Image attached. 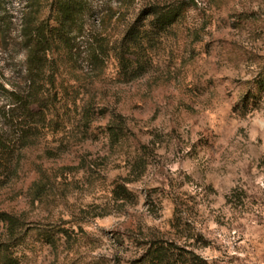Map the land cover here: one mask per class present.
Segmentation results:
<instances>
[{
	"label": "rangeland",
	"instance_id": "rangeland-1",
	"mask_svg": "<svg viewBox=\"0 0 264 264\" xmlns=\"http://www.w3.org/2000/svg\"><path fill=\"white\" fill-rule=\"evenodd\" d=\"M83 6L65 27L53 0H0L14 264H264V0ZM29 22L52 46L25 134Z\"/></svg>",
	"mask_w": 264,
	"mask_h": 264
},
{
	"label": "trees",
	"instance_id": "trees-1",
	"mask_svg": "<svg viewBox=\"0 0 264 264\" xmlns=\"http://www.w3.org/2000/svg\"><path fill=\"white\" fill-rule=\"evenodd\" d=\"M33 4L37 0H30ZM57 9V14L61 20L60 26H67V24L72 21V19L83 12L84 6L83 2L85 0H53ZM180 15V6H172L168 9H163L159 11L158 17L155 16L157 23L160 27H164L172 24L177 20ZM25 31L24 34L28 39L27 50H26V65L25 72L27 80L30 85V92L26 96H19L17 94H11L14 100L15 107L11 109L14 111L16 119L19 122L18 128L22 130L25 134L30 127V122H38V117L40 116L37 108L40 104L38 101V86L39 80L42 78L44 69L46 68V54L47 51L51 49L52 43L47 39L46 31H43L42 24L33 25L30 22L26 23L23 27ZM45 32V33H44ZM63 32L59 33L62 38ZM55 39L54 36H52ZM59 40L60 38L56 36ZM112 137L115 136L112 129L109 130ZM7 144L3 139H0V172L6 168V158ZM123 192L125 189L122 187ZM0 221L6 224V230L9 237L14 234L16 218L8 215L6 213L0 214ZM153 258H161L157 256ZM14 258L11 256L10 248L6 243L0 242V264H14ZM169 258L165 260L166 264H169ZM151 264H158L151 259Z\"/></svg>",
	"mask_w": 264,
	"mask_h": 264
}]
</instances>
